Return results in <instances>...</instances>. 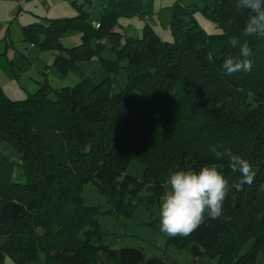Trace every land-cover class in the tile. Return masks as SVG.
I'll use <instances>...</instances> for the list:
<instances>
[{
  "label": "trees",
  "instance_id": "trees-1",
  "mask_svg": "<svg viewBox=\"0 0 264 264\" xmlns=\"http://www.w3.org/2000/svg\"><path fill=\"white\" fill-rule=\"evenodd\" d=\"M202 1L201 12L219 33L206 35L194 18L196 8L175 4L174 42L145 27L141 38H127L119 47L121 35L113 30L117 17L145 15L143 0L102 3L97 28L82 13L72 19L44 18L25 30L30 44L42 33L41 47L56 48L52 65L62 73L91 56V38L109 37L117 60H103V66L111 74L124 69L128 81L114 92L111 78L92 84L82 77L72 87L54 89V97L41 84L16 100L0 87V142L19 155L10 159L0 149V264L7 256L15 264L37 262L40 252L44 264H96L100 253L114 264H177L145 258L142 249L104 244L100 212L84 204L82 185L91 182L113 197L116 215H128L131 202L143 194L146 204L161 197L174 171L216 165L235 185L240 173L231 170L226 157H217L214 147L247 159L256 173L254 183L232 187L218 219L206 214L192 234L168 236L167 242L189 246L195 258L218 247L224 264H257V252L264 253V38L249 39L251 72L224 74L225 57L239 56L229 37L241 34L249 13L236 7L237 0ZM70 28L81 31L82 42L63 49L59 37ZM131 158L144 166L141 179L126 172ZM15 166L22 180H14ZM250 239L249 249L239 253Z\"/></svg>",
  "mask_w": 264,
  "mask_h": 264
},
{
  "label": "rangeland",
  "instance_id": "rangeland-1",
  "mask_svg": "<svg viewBox=\"0 0 264 264\" xmlns=\"http://www.w3.org/2000/svg\"><path fill=\"white\" fill-rule=\"evenodd\" d=\"M29 1V2H28ZM74 1V2H73ZM108 0H23L22 10L35 16L48 15L49 19L75 18L85 13L87 23L92 28H97L101 22V4ZM148 5V12L143 15L119 16L113 25V30L121 35L119 47L127 38H141L144 28L149 27L162 41L174 42L171 31L172 7L179 4L183 7L192 5L196 8L194 18L206 35L219 33V28L206 18L201 12L202 0H143ZM31 11H28V10ZM79 24L82 20L78 18ZM38 42L33 43V47H28L30 60L22 67V72H0L1 89L6 97L11 100L25 99L29 93H33L41 84H47L51 89L50 97H54V89L60 87H72L78 83L82 77H87L92 84H98L107 78L112 79V90L118 92L123 89L128 81V76L124 69L111 74L103 66V60H117L116 50L112 47L109 37H103L97 41L91 38L88 45L92 51L91 56L79 60L77 68L67 73H62L53 65V53L55 47L44 42V35L37 33ZM82 42L81 31L70 28L59 37L61 48L68 49L79 46ZM27 41V46H29ZM66 54V50H62ZM120 65L124 66L125 61L120 60ZM0 149L8 158L18 160V152L5 142H0ZM144 171L143 164L136 158H131L127 167V173L142 178ZM14 180H22L21 168L15 166L13 172ZM169 188L165 185L164 193ZM81 195L83 202L87 206H94L100 212L98 216L99 227L103 235V243L110 248L118 249L132 247L142 249L145 258L157 257L174 261L177 264H188L197 262L199 264H224L217 258L218 247L205 253L200 258L192 255L190 247L177 248L167 242L168 236L160 231L159 211L161 197L153 199L146 204L147 195H141V200L132 201V210L128 215H116L114 213L115 199L108 198L101 193L94 184L85 182L82 185ZM111 209V212H106ZM225 237L220 241L224 245ZM1 243V240H0ZM252 244L248 240L241 248L239 253H245ZM225 254V246L224 251ZM226 255V254H225ZM45 254L40 252L37 262L29 264H44ZM257 264H264V253L257 252L255 257ZM113 263L104 254H97L96 264ZM4 264H15L9 257H5Z\"/></svg>",
  "mask_w": 264,
  "mask_h": 264
},
{
  "label": "clouds",
  "instance_id": "clouds-1",
  "mask_svg": "<svg viewBox=\"0 0 264 264\" xmlns=\"http://www.w3.org/2000/svg\"><path fill=\"white\" fill-rule=\"evenodd\" d=\"M236 7L247 10L249 15L241 34L229 37L231 46L238 47L239 56L229 55L223 60L221 69L228 76L252 71L249 39L264 38V0H237ZM212 151L217 157L227 158L231 170L240 173L239 181L230 185L216 165L171 172L159 211L160 231L167 236H189L204 223L206 214L210 219H218L231 188L242 189L254 183L256 173L247 159L234 155L230 149L221 152L214 147ZM260 191H264V184Z\"/></svg>",
  "mask_w": 264,
  "mask_h": 264
},
{
  "label": "crops",
  "instance_id": "crops-1",
  "mask_svg": "<svg viewBox=\"0 0 264 264\" xmlns=\"http://www.w3.org/2000/svg\"><path fill=\"white\" fill-rule=\"evenodd\" d=\"M22 1L0 0V72H22L30 60L28 47H33L26 45L25 30L33 23L49 19L48 15L32 17L23 12Z\"/></svg>",
  "mask_w": 264,
  "mask_h": 264
}]
</instances>
